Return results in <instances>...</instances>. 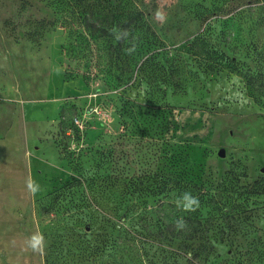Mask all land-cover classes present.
<instances>
[{
    "label": "rangeland",
    "instance_id": "1",
    "mask_svg": "<svg viewBox=\"0 0 264 264\" xmlns=\"http://www.w3.org/2000/svg\"><path fill=\"white\" fill-rule=\"evenodd\" d=\"M126 11L123 82L84 21ZM0 48V264H264V0H0Z\"/></svg>",
    "mask_w": 264,
    "mask_h": 264
},
{
    "label": "trees",
    "instance_id": "2",
    "mask_svg": "<svg viewBox=\"0 0 264 264\" xmlns=\"http://www.w3.org/2000/svg\"><path fill=\"white\" fill-rule=\"evenodd\" d=\"M117 16H113L111 19H106L105 21L99 20L98 18L91 17V18H85V26L86 28L95 36L97 37H106L108 38L109 41V52L112 60H114L115 63L120 66V58H122V53L127 51L128 44L129 42H134L135 41V36L136 33L141 31H147L150 27L146 23V20L143 19L142 15L139 12H118L116 14ZM108 22V24H105L103 22ZM114 30H119L120 32L126 33V35L122 36L120 39L116 38V35L114 33ZM156 35L154 32L152 33V36ZM152 36L150 38H145L142 43L139 44L138 49L132 50L131 56H128L126 60H124V73L123 74V82H128L129 80H132L133 76L129 75L130 69L132 70L131 66L132 64L138 65V70L139 72L142 70L143 66L145 63L148 61H151L152 57H148L146 60L145 59V53H144V48L145 44L151 46L152 45ZM116 39V43H115ZM193 45V42H192ZM221 55L223 57H226L225 60H227L230 63H235L236 58H232L231 56H227L225 52H221ZM126 67V68H125ZM120 78V76H119ZM135 82H133L131 85L133 86ZM131 85L126 86L124 88V91L129 90ZM174 85H176L174 83ZM76 124L74 122V119L72 118H63L62 115V120L60 122V127L63 129V131H67V129L74 128L76 129ZM102 178V177H96V176H91V177H83V178H77L74 177L72 182L69 183L68 187L73 188L75 186L81 185L83 180H85L88 183V186H94L97 182V179ZM106 180H101V183H103ZM111 180V177L108 179ZM156 188L161 186V183H158ZM164 187L161 189H157L158 191H150L151 195L153 196H159L162 194L163 190H167V187L169 186V180H163ZM59 197V196H56ZM164 204V201L162 202ZM136 208L129 203V205L125 206V209L122 211L117 210L115 216H118L121 221L124 223L127 222L128 219H132L136 212Z\"/></svg>",
    "mask_w": 264,
    "mask_h": 264
},
{
    "label": "clouds",
    "instance_id": "3",
    "mask_svg": "<svg viewBox=\"0 0 264 264\" xmlns=\"http://www.w3.org/2000/svg\"><path fill=\"white\" fill-rule=\"evenodd\" d=\"M158 18H163L162 13L157 12ZM117 39H120L122 36L126 35V33L120 32L119 30H114ZM28 188L30 191L35 193L39 189V185L35 181H31L28 184ZM178 207H181L186 212H195L199 206V198L197 196L192 195L190 191H185L181 194L179 200L177 201ZM175 227L180 230L186 227V222L182 217L178 218L175 221ZM26 245L33 252H43L46 246L45 237L43 233H33L26 237Z\"/></svg>",
    "mask_w": 264,
    "mask_h": 264
},
{
    "label": "crops",
    "instance_id": "4",
    "mask_svg": "<svg viewBox=\"0 0 264 264\" xmlns=\"http://www.w3.org/2000/svg\"><path fill=\"white\" fill-rule=\"evenodd\" d=\"M8 67V58L0 48V73H5Z\"/></svg>",
    "mask_w": 264,
    "mask_h": 264
}]
</instances>
